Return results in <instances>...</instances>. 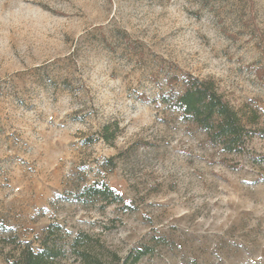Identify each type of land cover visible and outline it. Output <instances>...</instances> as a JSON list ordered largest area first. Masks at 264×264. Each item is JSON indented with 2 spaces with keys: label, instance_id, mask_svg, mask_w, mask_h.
I'll return each instance as SVG.
<instances>
[{
  "label": "rangeland",
  "instance_id": "obj_1",
  "mask_svg": "<svg viewBox=\"0 0 264 264\" xmlns=\"http://www.w3.org/2000/svg\"><path fill=\"white\" fill-rule=\"evenodd\" d=\"M187 74L255 117L243 152L160 101ZM78 235L107 264H264V0H0V264H78Z\"/></svg>",
  "mask_w": 264,
  "mask_h": 264
},
{
  "label": "trees",
  "instance_id": "obj_2",
  "mask_svg": "<svg viewBox=\"0 0 264 264\" xmlns=\"http://www.w3.org/2000/svg\"><path fill=\"white\" fill-rule=\"evenodd\" d=\"M177 81H179L177 76L169 79L171 88L168 93L160 96V101L179 111L182 118L203 132L207 141L212 145L219 146L228 153L243 152L247 134L251 130L249 125L255 122V117L247 119L245 115L237 111L219 92L213 80L200 79L192 74H187L183 79L181 92L176 91L173 87V83ZM104 130L105 138L109 140L107 134L109 127H105ZM88 190L94 196L99 195L105 201L121 198L106 183L100 189L90 187ZM56 244L55 242H44L39 250L27 246L21 250L13 264H61L59 259L62 249ZM101 247L102 245L92 242L89 235H78L71 244V250L75 254L78 264H107L106 255L99 249ZM142 254L144 253H139L133 262H137ZM109 256L116 257L114 254Z\"/></svg>",
  "mask_w": 264,
  "mask_h": 264
}]
</instances>
